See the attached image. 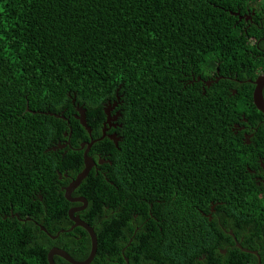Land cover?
Here are the masks:
<instances>
[{
    "label": "trees",
    "instance_id": "1",
    "mask_svg": "<svg viewBox=\"0 0 264 264\" xmlns=\"http://www.w3.org/2000/svg\"><path fill=\"white\" fill-rule=\"evenodd\" d=\"M262 4L0 0V264H49L50 249L67 242L80 243L79 253L69 254L75 260L89 255V235L54 240L40 226L55 234L65 225L69 202L59 184L69 180L58 176L83 166L80 142L102 135L104 106L114 102L123 138L117 146L105 138L92 148L110 153L112 164L104 166L105 176L91 172L74 195L100 194L108 205L112 179L123 190L164 193V223L146 221L155 225L156 237L137 246L145 264H257L228 231L264 264V196L247 172L251 148L232 130L246 118L262 124L264 137L253 85L234 81L252 79L247 72L255 61L254 46L232 14ZM204 71L217 76L209 86ZM76 105L85 109L91 134L75 117ZM65 139L64 149H50ZM151 203L158 215V204ZM88 204L87 212L94 211L95 202ZM146 229L135 232L131 247ZM94 233L97 251L89 264H125V258L139 264L130 248L119 252L134 228L118 243L106 218ZM56 257L55 264H70Z\"/></svg>",
    "mask_w": 264,
    "mask_h": 264
},
{
    "label": "flooded vegetation",
    "instance_id": "2",
    "mask_svg": "<svg viewBox=\"0 0 264 264\" xmlns=\"http://www.w3.org/2000/svg\"><path fill=\"white\" fill-rule=\"evenodd\" d=\"M257 5V4H256ZM233 16L236 17L234 25L238 29H241L245 34L246 41L249 43L250 46H254V49L251 48V55L253 57L254 65L248 67V74L252 77L246 78L245 80L238 81L234 79V81H237L239 83L238 86L242 87L244 82L252 83L255 81L259 76L264 75V4L254 7L252 5H247L244 9H238L236 12H232ZM204 78L205 83L210 82L211 80H214L217 76L213 71H209L208 73L204 71ZM208 78V79H207ZM199 77L196 78L198 80ZM203 81V82H204ZM264 89V86H263ZM236 90H233L232 93H235ZM253 92V90H252ZM263 95V90H262ZM116 103V102H114ZM114 103L107 104L105 107H112L110 110V117L111 120L107 123L106 118L102 122V128L101 131L104 130L105 134L103 135V131L101 132L100 137H90L89 141H82L80 142L79 149L87 148L86 142H90L91 140L94 141L89 147L87 151V155L92 159L91 168L88 171L87 176L93 172L95 178H99L100 176H105L106 171L104 166L109 165L111 166L112 160L110 159V153H104L101 154L99 150L96 149L92 150L93 147H95V142L101 141L105 138L110 139L108 136L113 137V139H110L115 146L121 141L123 138L122 135L119 134V129L121 127V124L119 123V118L121 117V109L118 108V105L114 106ZM75 114V113H74ZM73 114V115H74ZM243 125H239L238 123H235L232 125V130L235 134H241L240 140L243 141V144L249 146L251 148V155L253 156L252 159V165L247 167V172L250 178L254 181L255 187L258 190V193L260 196H264V137L259 134L261 123H258L256 125H251L248 123V120L246 118L242 119ZM105 123V124H104ZM245 124V125H244ZM92 132V130H91ZM71 131L67 134L64 133V136L67 135V137H70ZM91 134V133H90ZM98 139V140H97ZM70 140L65 139V141L59 140V142L55 145H52L50 149L59 151L60 149H64L67 145H69ZM85 144L82 148L81 146ZM97 148V147H96ZM76 149V148H73ZM52 150V151H53ZM84 152V151H83ZM61 154V161H63L64 156L68 153L67 150L64 152H59ZM84 161V157L82 155V163ZM74 168H70V172H65L63 176H58L59 182H62L63 179L69 180L67 184H59V190L62 191L64 196V189L71 183V181L74 179L71 178V173L74 174L80 173L82 169L84 168V163L81 168H77L76 164L75 166L72 165ZM72 171V172H71ZM75 176V177H76ZM86 176V177H87ZM110 186L112 189L110 190V199L109 204L106 205L104 200L102 199L100 194H95L91 196L90 198L85 197L84 194H76L74 192L77 190L79 185L70 193V197L74 200H67L64 196V198L69 202V206L67 207L66 211V222L63 227H60L58 231L55 234H51L46 230V234L48 237L56 240L59 238L62 239H74V238H80L83 236V234L89 235L88 232L82 227L77 225L76 221L73 218H78L79 220L87 223L93 230H95L103 219H108L112 235L115 237V239H119L118 243H121L125 240V238L128 236L130 230L134 228V233L132 236L129 237L128 242L123 245L120 249V253L122 256L125 254V251L130 248V253L132 255L139 256L138 263L139 264H145L146 258L142 256L144 252L140 253L137 249L138 245H146L147 240L150 236L156 237V232L154 229L155 225H148L146 221H150L153 218L155 220L159 221V224H163L165 219H162L165 217V212L163 209V201L165 194L162 192H157L156 194H148L147 192H144L142 194H138L133 190V186H128L127 190H123L121 188V185L117 183L115 180L110 181ZM178 195L173 196L178 197ZM80 198H85L86 204L81 202ZM42 199V198H41ZM89 199L93 200L95 202V210L94 211H88V201ZM151 200L155 201L158 204V215H155V209L154 205L151 203ZM215 204L211 202L210 206V212H214ZM72 211V214L70 215V212ZM125 212L127 213L126 215ZM82 214V217L80 216ZM127 216V218H125ZM206 216L211 219V215L207 214ZM89 217L88 220L86 218ZM95 218V221L93 222V225H91L88 221H92ZM125 218V219H124ZM161 218V219H160ZM140 220H143L145 222H140ZM42 226V225H41ZM147 226V233L144 234L141 233L140 239H138V244L131 247V243L134 237L135 232H137L141 227ZM122 229H126L127 232L122 233ZM160 230H162V227L160 225ZM67 236H63V234H68ZM229 234V231L227 232ZM230 235V234H229ZM234 241V240H233ZM235 243V242H234ZM80 243H74V242H67L61 244L59 247H52V248H59L64 251H66L68 254H74L77 255L79 253L78 245ZM146 247V246H145ZM225 249H222V251ZM221 251V253H222ZM150 252V251H149ZM226 252V250H225ZM154 255L153 252H150ZM58 257V255H54ZM53 256V258H54ZM62 258V257H61ZM151 258V257H150ZM200 260L202 259L199 258ZM196 260L195 258L193 259ZM125 264H129V259L125 258ZM113 264H123L119 260H115Z\"/></svg>",
    "mask_w": 264,
    "mask_h": 264
},
{
    "label": "water",
    "instance_id": "3",
    "mask_svg": "<svg viewBox=\"0 0 264 264\" xmlns=\"http://www.w3.org/2000/svg\"><path fill=\"white\" fill-rule=\"evenodd\" d=\"M254 84V89L252 92V101L253 104L255 105V107L264 114V98L262 95V90H263V86H264V75L259 76L255 81L252 82ZM206 85H210V82H206ZM75 101V99H73V102ZM116 105V103H114V106ZM76 109V114L75 117L79 120V123L84 127V129L87 131V133H91V128L90 126L87 125L86 123V113H85V109L79 106H75ZM112 109V107H105L104 108V112L106 115V122L108 123L111 120L110 117V110ZM27 110L28 107H27ZM45 114H49V115H54L55 117H60L62 119H65L64 116L59 115V114H54V113H50V112H45ZM105 124V123H104ZM103 131V135L105 134V131ZM110 139H113L115 141V139L113 137L108 136ZM98 140V139H97ZM96 140H91L90 142H86L87 144V148H85L84 152H83V157H84V168L82 169V171L80 173L77 174V176L71 181V183L64 189V196L67 200H74L70 197V193L81 183V181L87 176L89 169L91 168V163H92V159L87 155V151H88V147ZM85 144H83L81 146V148L84 146ZM81 202H83L84 204H86V200L85 198H80ZM72 214V211L70 212V215ZM77 225L82 226L89 234L90 239H91V249L89 252V255L86 257V259L82 260V261H78L75 260L73 257H71L66 251L59 249V248H52L50 249V251L48 252L47 255V261L49 264H55V261L53 259L54 255H58L60 257H62L64 260H66L67 262H69L70 264H89L97 251V239L94 233V230L85 222L79 220L78 218H73ZM41 229L43 230V232L46 233V229L43 226H40ZM229 234L232 236L234 242H235V246L237 248H239L241 251L246 252V253H250L253 255H256L258 258V263L260 264V258H259V254L257 251L255 250H249L247 248H244L240 245V243L238 242V240L236 239V237L234 236V234L232 233V231H229ZM222 253H225V250L222 251Z\"/></svg>",
    "mask_w": 264,
    "mask_h": 264
}]
</instances>
